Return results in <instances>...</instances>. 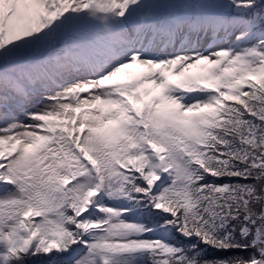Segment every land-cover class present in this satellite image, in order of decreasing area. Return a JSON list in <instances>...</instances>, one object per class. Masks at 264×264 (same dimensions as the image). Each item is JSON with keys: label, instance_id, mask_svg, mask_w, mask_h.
Returning a JSON list of instances; mask_svg holds the SVG:
<instances>
[{"label": "snow or ice", "instance_id": "obj_1", "mask_svg": "<svg viewBox=\"0 0 264 264\" xmlns=\"http://www.w3.org/2000/svg\"><path fill=\"white\" fill-rule=\"evenodd\" d=\"M0 264H264V0H0Z\"/></svg>", "mask_w": 264, "mask_h": 264}]
</instances>
